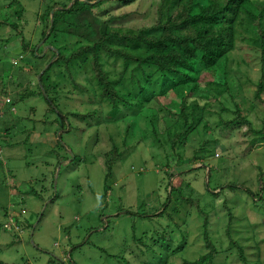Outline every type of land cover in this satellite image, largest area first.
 <instances>
[{"label": "rangeland", "instance_id": "1", "mask_svg": "<svg viewBox=\"0 0 264 264\" xmlns=\"http://www.w3.org/2000/svg\"><path fill=\"white\" fill-rule=\"evenodd\" d=\"M21 1L25 13L19 21L20 28L24 37L33 43L42 37L39 13L53 2H68ZM160 2L138 0L131 6L110 2L104 9L117 15L129 13L125 19L113 23L137 28L156 21ZM6 3L0 0V19L13 12L3 8ZM12 33L15 31L8 26L0 27L1 135L2 120H12L11 115L15 117L8 125L10 137L0 138V260L11 264H60L49 263L51 257L59 256L72 264L71 255L76 264H181L184 259L192 261L208 253L204 239L208 232L218 251L215 264H245L240 258V249L247 264H264V141L255 139L247 124L225 130L223 125H216L231 118L233 110L239 108L255 129L264 128V107H253L262 68L259 53L249 45L250 34L239 28L236 48L230 55L227 78L234 95H215L207 105V112L213 113L208 116L212 133L218 140L215 149L211 146L203 154L206 158L202 161L211 168L175 175L170 180L171 174L192 167L190 159L195 149L204 136H209L203 125L190 136L186 147L179 150L167 143L162 145L166 140V122H173L165 112L160 113L158 124L160 141L151 136L144 119L140 123L144 130L137 127L125 139L126 120L111 122L108 104H100L91 97L94 93L75 87L67 75L62 79L55 72L50 81L58 83V91L52 96L62 111L87 113L98 109V112L88 117L71 115L66 122L67 130L62 117L60 123H51L56 114L49 113L47 122H43L47 104L42 97L32 96L16 103L11 115H5L3 102L9 96L5 101L1 98L2 81H7L8 75L17 78L21 70L35 67L28 62L31 56L24 51L21 36H12ZM49 57L50 54L38 64V69ZM105 59L108 69L122 71L120 60L110 56ZM75 71V79L88 85L91 74L83 68ZM30 73L35 75L33 70ZM6 85V89L14 90L13 85ZM167 95L157 98L153 106L158 109L176 99L173 92ZM59 129L63 130L61 141L57 137ZM114 145L120 150L126 146L128 149L106 180V153ZM53 183L57 184L59 195L45 207L54 192ZM169 183L179 188L183 196L200 200L203 213L174 192L163 216L139 215L158 213L168 197ZM226 183L238 186L233 188ZM222 185L223 188L214 191ZM243 185L263 199H254ZM33 188L40 197L29 192ZM124 209L131 214L121 213ZM43 211L44 217L38 222ZM94 227L101 229L90 234ZM16 234L21 241L15 240ZM134 236L143 243L134 241ZM84 240L89 242L82 245ZM74 247L77 248L72 251Z\"/></svg>", "mask_w": 264, "mask_h": 264}, {"label": "trees", "instance_id": "2", "mask_svg": "<svg viewBox=\"0 0 264 264\" xmlns=\"http://www.w3.org/2000/svg\"><path fill=\"white\" fill-rule=\"evenodd\" d=\"M4 1L7 5L3 8L13 12L6 13L5 17L0 19V27L8 26L15 31L12 36H21L20 43L24 51L31 56L28 62L35 65L31 70H21L17 78L8 75L5 77L8 80L2 81L4 88L1 90V98L5 101L9 96V100L3 102L6 105L5 115L7 113L11 115L16 103L32 96L42 97L47 104V113L43 122H47L48 114L53 113L57 118L51 120V123H60L59 118L62 117L61 122L66 127L71 115L88 117L97 113L98 109L87 113L62 111L56 98L52 96L58 91V83L51 82L50 77L54 72L62 79L67 75L75 87L94 93L91 97L96 101L99 100L100 104L101 102L108 104L110 108L108 116L111 122L126 120L125 139H128L137 127L140 131L144 130L140 127L144 119L151 136H155L156 140L160 141L161 132L158 124L161 112L167 113L173 120L170 124L166 122V140L162 145L167 143L175 150L185 148L190 136L200 131L201 125L204 126L209 136H204L195 149L194 156L190 159V162H193L192 167L171 174L170 180L203 167L211 168L202 161L206 158L203 154L209 151L211 146L215 149L218 140L212 133L213 128L208 116L213 113L207 112V105L210 100L216 98L215 95L221 97L225 93L234 95L229 87L227 74L232 60L230 55L236 48L239 28L250 34L249 45L259 53L262 74L257 82L256 101L254 100L253 107L258 105L264 107V0H161L156 21L151 25L137 28L115 25L114 21L125 19L129 13L112 14L111 11H105L104 7L110 2L131 6L138 0H68L63 4L53 2L44 12L39 13L42 37L37 43L28 41L20 28L19 21L25 13L22 1ZM48 54L50 57L45 60L41 69H38V64L43 62ZM105 56H110L115 61L120 60L122 71L108 69ZM28 62L25 64H29ZM82 68L86 73L91 74V78H87L88 85H83L75 79V70ZM32 70L34 76L30 73ZM7 83L13 85L14 90L6 89ZM170 92L176 95V99L156 109L153 104L157 98H165ZM11 117L10 121L5 118L2 120L4 129H1L4 138L11 135L8 125L12 124L13 119L15 120L13 115ZM243 123L255 133V139L264 141V128L255 129L252 121L239 108L233 110L231 118L219 121L216 125H223L225 130ZM66 129L68 130V127ZM61 131L63 130L59 129L57 133L60 141ZM2 135L0 134V138ZM127 149L128 146L125 150H120L114 145L111 151L106 153V180L113 175L116 162ZM179 155L183 156L182 152ZM55 172L59 173L57 169ZM169 184L166 186L168 197L160 205L158 213L142 212L139 215L146 218L163 216L172 203L174 192H178L183 201L196 206L198 211L203 213L200 200L183 196L179 188ZM226 185L233 188L236 186L230 183ZM52 187L54 192L46 201L45 207L56 201L59 195L57 184L53 183ZM223 187L224 185L217 186L214 191ZM243 188L254 199H260V194L244 185ZM29 192L41 196L34 188ZM120 212L131 214L127 209ZM43 217L44 211L39 213L38 222ZM6 224L4 227L8 228ZM22 224L25 226L24 222ZM30 227L34 232V224ZM100 229L101 227H94L90 230V234ZM204 239L208 253L196 260L184 259L181 264H215L214 258L218 251L208 232H205ZM15 240H22L19 234L15 235ZM133 240L143 243V240L137 236H134ZM88 242L84 240L82 245ZM76 248L74 247L72 251ZM240 256L247 264L241 249ZM69 259L72 264H76L71 255ZM49 263L70 264L59 256L51 257ZM0 264L11 263L0 260Z\"/></svg>", "mask_w": 264, "mask_h": 264}]
</instances>
